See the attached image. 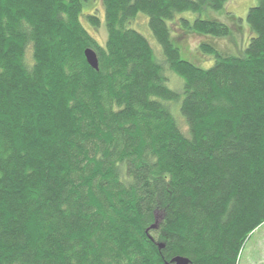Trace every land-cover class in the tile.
<instances>
[{"label":"trees","instance_id":"1","mask_svg":"<svg viewBox=\"0 0 264 264\" xmlns=\"http://www.w3.org/2000/svg\"><path fill=\"white\" fill-rule=\"evenodd\" d=\"M228 1L0 0V264L238 263L264 223V0L242 55L214 42ZM191 34L211 68L182 57Z\"/></svg>","mask_w":264,"mask_h":264},{"label":"rangeland","instance_id":"2","mask_svg":"<svg viewBox=\"0 0 264 264\" xmlns=\"http://www.w3.org/2000/svg\"><path fill=\"white\" fill-rule=\"evenodd\" d=\"M257 2L258 0H229L224 10H221L219 12H212L213 16L218 17L222 22L228 24L232 29L231 36L218 37L217 39H214V42L218 45L219 49L222 50L225 54H243L246 45L252 35V30L246 20L247 13L251 7L257 4ZM95 9H98L101 19L104 20L105 10L103 8L102 2L98 4H96L95 2H91L85 5L83 13L87 14L89 11L92 12ZM232 15L241 18L242 21L238 20L236 22L234 19H232ZM180 16L191 20L196 18V15L193 13H183L181 15L180 13H178L176 14L175 18L176 21L180 20ZM133 24V26L136 27L138 31L141 32L150 41L157 57H161L160 44L153 37L149 29L147 17H145L143 14H139L138 18ZM86 25L91 34L96 37L101 44H104L107 39V31L104 24L102 23V26L96 29L90 27V25H88L87 23ZM172 34L175 33L173 32ZM179 41L182 44V57L187 59L191 58L190 60L195 62L201 68L207 69L212 67L214 58L212 59V57L208 54L201 53L200 49H198V45L201 39L197 35L191 34L188 35L185 40L180 39ZM167 76L169 80L168 86L176 92L181 93L182 100L184 96L183 79L177 74L170 71L167 72ZM180 89L181 92L179 91ZM169 109L171 110V112H173L172 114L174 118L178 120L181 128L186 131L187 125L181 114L178 102L170 103ZM238 259L239 261L237 264H264V223L249 235V238L244 244Z\"/></svg>","mask_w":264,"mask_h":264},{"label":"water","instance_id":"3","mask_svg":"<svg viewBox=\"0 0 264 264\" xmlns=\"http://www.w3.org/2000/svg\"><path fill=\"white\" fill-rule=\"evenodd\" d=\"M85 57L87 59L88 64L95 70H99V60L97 53L92 48H87L85 50ZM161 218L158 216L156 219L155 224H153L149 229H157L159 227V221ZM159 248H163L162 243H158ZM166 264H193L192 261L186 257L183 256H176L172 258L169 262H166Z\"/></svg>","mask_w":264,"mask_h":264}]
</instances>
